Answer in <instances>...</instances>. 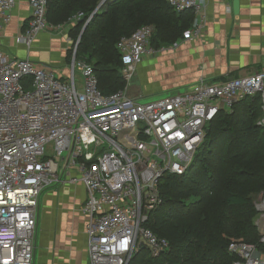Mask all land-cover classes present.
Instances as JSON below:
<instances>
[{
    "label": "built area",
    "instance_id": "built-area-1",
    "mask_svg": "<svg viewBox=\"0 0 264 264\" xmlns=\"http://www.w3.org/2000/svg\"><path fill=\"white\" fill-rule=\"evenodd\" d=\"M167 1L183 12L209 0ZM15 5L0 0V29ZM30 6L29 26L17 37L28 48L39 33L66 24L48 20V0H30ZM201 28L195 19L184 37ZM154 32L143 24L119 39L126 86L109 95L100 90L94 66L77 58L79 39L67 78L51 65L9 57L0 44V264L34 263L40 196L66 175L87 189L82 211L89 216L91 264H128L141 244L159 254L169 242L146 223L163 202L162 179L188 172L221 111L260 96L264 114V70L224 81L200 78L187 90L150 100L132 97L137 65L155 51ZM257 207L264 219V191ZM230 251L238 257L233 264H264L254 243L234 240Z\"/></svg>",
    "mask_w": 264,
    "mask_h": 264
},
{
    "label": "trees",
    "instance_id": "trees-1",
    "mask_svg": "<svg viewBox=\"0 0 264 264\" xmlns=\"http://www.w3.org/2000/svg\"><path fill=\"white\" fill-rule=\"evenodd\" d=\"M101 0H48V20L79 34L77 58L94 66L103 94L124 89L117 42L143 24H152L154 48L176 43L191 28L192 10L176 12L167 0H110L87 23ZM73 49L71 50L72 56ZM260 96L245 97L230 111H221L200 145L190 169L167 174L160 184L162 204L150 213L146 226L168 240L159 254L148 247L128 264H233L234 240L263 244L256 216L264 191V125ZM192 169L198 176L190 179ZM145 250L151 254L141 255Z\"/></svg>",
    "mask_w": 264,
    "mask_h": 264
},
{
    "label": "crops",
    "instance_id": "crops-1",
    "mask_svg": "<svg viewBox=\"0 0 264 264\" xmlns=\"http://www.w3.org/2000/svg\"><path fill=\"white\" fill-rule=\"evenodd\" d=\"M192 12L194 20L202 24L200 33L183 36L173 44L152 46L155 51L137 65L129 89L132 97L150 100L187 90L200 78L216 82L264 70V0H209ZM30 20V0H16L10 22L0 29L3 51L12 58L51 65L67 78L72 59L68 61L71 27L43 31L28 48L18 43L17 37ZM68 177L44 189L40 196L33 264H91L89 216L82 211L87 189ZM256 223L262 235L264 219L260 214ZM259 250L264 257V243Z\"/></svg>",
    "mask_w": 264,
    "mask_h": 264
},
{
    "label": "rangeland",
    "instance_id": "rangeland-1",
    "mask_svg": "<svg viewBox=\"0 0 264 264\" xmlns=\"http://www.w3.org/2000/svg\"><path fill=\"white\" fill-rule=\"evenodd\" d=\"M78 20V19H77ZM76 20V21H77ZM75 20L74 21H71V22H67L66 24H65V28H70L69 29V38L71 39V42L69 43V45H70V47H69V49H68V61L70 60V58H71V50L73 49V47L75 46V41H76V38H77V36L79 35V34H77V33H73V35H70V31H71V29L73 28V26H75V22H76ZM83 30V29H82ZM140 100H143V99H140ZM144 100H148V99H144ZM263 115L264 114H262L261 116H260V118L258 119V124H261L260 123V121L263 119ZM261 125H264V124H261ZM198 170H196V169H192L191 171H190V174L188 175L189 177H190V179H187L186 181L187 182H190L191 180H192V178H197V177H199L198 176ZM259 199H260V196L258 197V201H259ZM149 254H151L150 253V251L149 250H145L144 252H142V254L141 255H149Z\"/></svg>",
    "mask_w": 264,
    "mask_h": 264
},
{
    "label": "water",
    "instance_id": "water-1",
    "mask_svg": "<svg viewBox=\"0 0 264 264\" xmlns=\"http://www.w3.org/2000/svg\"><path fill=\"white\" fill-rule=\"evenodd\" d=\"M110 3V0H101V2L99 3V5L97 6L96 10L94 11V13L91 15V18L94 16V14L99 10L101 9L103 6L107 5ZM91 19L87 20L86 23H85V26L81 32V34L84 32V29L87 25V23L90 21ZM136 79V77L133 78L132 82H134V80ZM141 247H145V244H141Z\"/></svg>",
    "mask_w": 264,
    "mask_h": 264
}]
</instances>
